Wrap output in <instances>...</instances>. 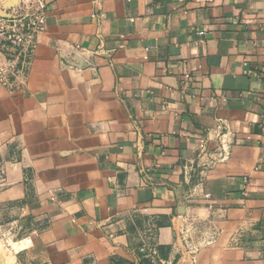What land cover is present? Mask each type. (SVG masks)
<instances>
[{
	"label": "crops",
	"instance_id": "crops-1",
	"mask_svg": "<svg viewBox=\"0 0 264 264\" xmlns=\"http://www.w3.org/2000/svg\"><path fill=\"white\" fill-rule=\"evenodd\" d=\"M19 5L46 27L0 84V264H264V0Z\"/></svg>",
	"mask_w": 264,
	"mask_h": 264
},
{
	"label": "built area",
	"instance_id": "built-area-1",
	"mask_svg": "<svg viewBox=\"0 0 264 264\" xmlns=\"http://www.w3.org/2000/svg\"><path fill=\"white\" fill-rule=\"evenodd\" d=\"M45 27L46 16L39 6L19 5L12 9L6 18H0V50H15L13 59L8 60L5 65L0 64V84L12 92L15 89V81L21 79L28 69L38 44V36L45 31ZM5 231L14 233L12 227ZM1 238L7 245L6 237Z\"/></svg>",
	"mask_w": 264,
	"mask_h": 264
},
{
	"label": "rangeland",
	"instance_id": "rangeland-1",
	"mask_svg": "<svg viewBox=\"0 0 264 264\" xmlns=\"http://www.w3.org/2000/svg\"><path fill=\"white\" fill-rule=\"evenodd\" d=\"M7 247L5 245H2L0 248V256H5Z\"/></svg>",
	"mask_w": 264,
	"mask_h": 264
}]
</instances>
